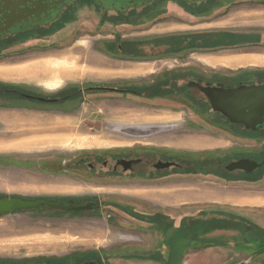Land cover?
I'll return each mask as SVG.
<instances>
[{
  "label": "rangeland",
  "instance_id": "rangeland-1",
  "mask_svg": "<svg viewBox=\"0 0 264 264\" xmlns=\"http://www.w3.org/2000/svg\"><path fill=\"white\" fill-rule=\"evenodd\" d=\"M73 5L67 9L74 7L76 15L65 18L63 27L51 28L53 33L46 37L26 34L0 41V83L53 95L73 83L84 88L86 82L111 85L125 79V85L135 84L131 88L142 94H87L74 104L63 105L12 97L19 103L0 108V197L98 204L93 211L40 206L0 214V261L55 257L57 261L75 258L97 264H166L168 245H173L176 255L170 264H264V195H216L230 189L264 191V181L229 183L211 175L185 173L190 169L152 172L140 180L121 173V169L119 176L113 177L101 163L89 171L78 162L80 157L93 160L97 155L114 163L115 157L128 155L142 158L137 170L158 158H183L191 160L196 167H191L193 172H199L209 164L202 162L203 158L220 155L221 162L229 160L227 149L237 139L227 133L223 120L210 119L201 95L183 85L192 75L226 81L239 73L235 71L238 68L225 65L211 67L203 61L209 56L203 55L218 51L221 56L264 53V25L245 23L264 17V12L235 15L244 10L262 11L264 2L236 0L226 13L221 10L227 14L218 24L221 30H235L241 36L236 42L240 45L228 47L229 41L222 40L217 51L183 50L189 43L175 45L171 39L161 40L162 47L150 46L156 37L196 31L199 25L189 29L165 23L163 18L165 21L159 23L143 19L124 27V33L138 29L133 41L141 43L143 52L135 53L134 59L130 53L120 54L118 41L111 36L112 27L100 22L97 8L93 11L94 6ZM235 18L237 24H229ZM245 33H249L247 40ZM251 41L256 44L250 48L247 43ZM70 55L79 57L78 66L85 68L84 73H68ZM61 65L65 67L61 70L75 76L53 79L40 75L46 68ZM244 68L262 70L264 64ZM211 71L219 75H211ZM151 81L154 83L149 86ZM162 85L171 86L164 91ZM60 105L68 109L62 110ZM13 133H24L22 139L14 141L17 143L38 138L44 141L12 145ZM244 197H255L259 202ZM122 209L131 210L133 217Z\"/></svg>",
  "mask_w": 264,
  "mask_h": 264
},
{
  "label": "flooded vegetation",
  "instance_id": "flooded-vegetation-1",
  "mask_svg": "<svg viewBox=\"0 0 264 264\" xmlns=\"http://www.w3.org/2000/svg\"><path fill=\"white\" fill-rule=\"evenodd\" d=\"M11 2V0H6ZM244 1V0H240ZM246 1V0H245ZM255 1V0H252ZM236 0H70L66 2L60 8V11L56 12V18L50 17L48 21L41 24H34L27 29H23L22 26H17L14 29H9V32H3L5 35L0 36V41L5 40H16L23 38L26 34H36L34 37L43 38L46 37L53 32L50 31L51 28H55L59 26L60 28L63 27L66 18H71L76 15L77 11H74V7L72 9H67L72 4L75 7H92L94 6V10L101 12L100 13V22L112 27L113 40L118 41V51L121 55L129 56V53L133 55L132 59L136 58L134 56L135 53L138 51H142V45L140 42H135L134 37L138 35L135 30H138L137 27H133L132 31L128 33H124V27L127 26H134L139 24L140 22L153 20L157 23L163 22L166 20L165 23H170L173 25H187L189 29H196L195 25H199L196 31H190L188 33H170L169 35H163L162 37H156L152 43H150L151 48L162 47L164 45L161 44V40L171 39L173 37L178 36L179 34L183 35L180 36L184 41V44L189 43L186 48L183 50H201L205 51L209 50H221V42L222 40H228L230 47L240 45V43H236L237 39L240 40V36L234 30H221L218 24L224 21L227 18V14L225 15V11H228L229 8L235 4ZM256 2H264V0H256ZM73 5V6H74ZM98 8L100 10H98ZM45 10L46 7H44ZM224 10L223 14L220 13L221 10ZM65 10H68L66 12ZM231 13V11H229ZM162 17V15H164ZM168 15V16H167ZM165 18V20H163ZM168 19V20H167ZM118 24H115L116 22ZM62 24V25H61ZM202 29V30H201ZM48 30V31H47ZM241 32V31H239ZM7 33V34H6ZM249 33H245V40L249 37ZM239 36V38H238ZM133 37V38H132ZM244 41V40H243ZM241 42V41H240ZM194 44V45H193ZM196 44V45H195ZM199 44V45H198ZM247 44L254 47L256 44L255 41L248 42ZM166 45V44H165ZM243 45V44H241ZM129 47L132 51H129ZM239 49V48H238ZM241 49V48H240ZM236 50V49H234ZM233 51V50H230ZM143 52V51H142ZM255 52V51H254ZM247 53V52H242ZM214 55H221L220 51L212 52L208 55L203 56H214ZM211 67H216L215 65H210ZM247 68H238L235 70L236 72H240L242 70H246ZM264 70V69H262ZM262 70H254L252 69L249 75L242 76V75H232L228 78V80L223 81L217 77H200L196 75H192L187 83L183 86L187 88V90H196L201 95V103L208 106V112L211 113L210 119H221L223 123L227 127V133L234 138L237 139V142L234 144H230L228 147V156L230 157L229 160L226 162H221L219 160L220 155H215L212 157H206L201 159V161H206L209 164L204 168L202 166V170L206 169V173H203L202 170L199 172H193L191 167H194L191 160L177 158H158L152 160L148 165L140 167L139 169H135V167L141 165L142 158L140 157H131L128 155H123L120 157H115L114 163L107 159H104L101 156L94 155L93 160L88 156L80 157L78 162L86 165V168L89 171L96 170V164L101 163V168H106L109 172V175L116 177L120 174V169L122 170L121 173H130L133 174L136 178L142 180L147 179L150 177L152 172H167V171H175L177 173H181L190 169V172H185L188 174H204V175H211L216 179L223 180L226 182H245V183H256L258 181H264V122L258 123L252 129H247L242 124H236L230 122L223 114L218 111H214L210 105L209 100L205 96V94L199 89V87L195 85L189 86L190 82H194L199 84L202 87H222V88H236L241 85L251 86V85H262L264 84V75H258L257 73ZM203 74L202 72H200ZM211 75H219L218 73H214L211 71ZM220 77V76H219ZM128 78H131L129 76ZM154 81H151L149 84L152 85ZM83 83L80 85L82 86ZM79 85L76 83L70 84L68 86H64L60 88L58 91L53 93V95H46L38 90H27L22 87H13L8 86L5 84L0 83V108L2 109H9L14 103H19V101H13L16 99H12V97H16L17 100L25 99L29 101H34L40 104H74L76 99H80L81 95L87 94H95V93H109V94H131L140 96L141 91L134 90L131 86H136L135 84L125 85L124 80H118L116 84H105L100 85L96 83H85L84 88H79ZM171 85H162L161 89L165 91V89H169ZM149 89H146L145 92H148ZM147 95V94H145ZM19 98V99H18ZM11 105V106H10ZM60 105V107H62ZM62 110H67L66 106L61 108ZM59 111L62 114L66 112ZM206 115V114H205ZM208 118V117H207ZM240 141V142H238ZM233 152H242L241 154L231 155ZM116 155V154H112ZM233 156V157H231ZM85 158H90L91 160L85 162ZM241 159H247L250 161H255L260 163V166L254 168L253 170L249 171L245 169H238L232 168L228 169L227 167L234 162H237ZM100 160V162H99ZM199 162L198 159H196ZM186 161H190L189 164ZM159 162H170L173 163L168 167H160ZM158 165V166H157ZM198 165V164H196ZM201 167V166H200ZM193 169H196L194 167ZM247 169V168H246ZM108 175V176H109ZM219 193L221 191L219 190ZM216 195H239V196H246V195H264V191H257V190H248V189H241L233 191L230 190H223L222 194ZM85 204H91V208L84 210V211H93L98 204L95 202H88ZM81 204V205H85ZM83 211V210H78ZM74 211V212H78ZM122 212L126 215H130L133 217V212L131 210L122 209ZM219 217H222L220 213H218ZM231 215V213H229ZM55 257H49L45 260L41 261H0V264H97V261H85V260H78V259H63V260H54ZM164 261L168 260L167 257H164ZM170 261V260H169Z\"/></svg>",
  "mask_w": 264,
  "mask_h": 264
},
{
  "label": "water",
  "instance_id": "water-1",
  "mask_svg": "<svg viewBox=\"0 0 264 264\" xmlns=\"http://www.w3.org/2000/svg\"><path fill=\"white\" fill-rule=\"evenodd\" d=\"M68 1L70 0H11V2L0 0V36L5 35L3 32L8 33L9 29L17 26L27 29L36 23L48 21L50 17L56 18V12H59L62 5ZM44 7L48 9L45 10ZM188 85L199 87L209 100L212 109L223 114L230 122L242 124L247 129H252L256 124L264 122V84L241 85L228 89L202 87L194 82ZM158 164L160 167H168L173 163L159 162ZM258 166L260 163L241 159L231 163L227 168L245 169L249 172ZM40 206L63 211H78L90 209L92 205H65L43 199L24 200L19 197H0V214Z\"/></svg>",
  "mask_w": 264,
  "mask_h": 264
},
{
  "label": "crops",
  "instance_id": "crops-1",
  "mask_svg": "<svg viewBox=\"0 0 264 264\" xmlns=\"http://www.w3.org/2000/svg\"><path fill=\"white\" fill-rule=\"evenodd\" d=\"M264 10L259 11L257 9H251V10H244V11H238L235 15L237 17V15H240L242 13L245 14H250V15H257L258 13H263ZM262 20V21H259ZM235 21L233 24H237V20L236 18L234 20H229V24L231 22ZM246 24L249 25H257V24H262L264 25V17H261L260 19L258 18H254L252 19V21L248 22L245 21ZM208 62L209 64H216V65H225L228 67H232V68H244V67H249V66H257V65H262L264 64V53H260V52H247V53H230L228 55H214V56H209L206 59H203V61ZM204 61V62H205ZM230 197H233V195H231ZM243 196H239V195H234V198H240ZM245 200H257L255 197H249V198H245ZM259 202V200H257ZM251 203H241V205H250ZM254 204H262V202L260 203H254Z\"/></svg>",
  "mask_w": 264,
  "mask_h": 264
},
{
  "label": "bare ground",
  "instance_id": "bare-ground-1",
  "mask_svg": "<svg viewBox=\"0 0 264 264\" xmlns=\"http://www.w3.org/2000/svg\"><path fill=\"white\" fill-rule=\"evenodd\" d=\"M67 59L69 61V62L67 61L68 62L67 65H69L71 67V69H69L70 71L69 70H65V72H64V70H61V69L62 68H65V67H63V65H61L60 67L57 66V67H54V68H46V70L45 71H42V74H40V75L42 77H46V78H53V79L59 78L60 79L61 77L66 76V74L67 75H71V76H75L74 75L75 73L74 74H68V73H71V72H74V71H79L81 73H84L85 72V68H80L78 66L79 57H77V56L73 57L72 55H70V56H68ZM95 59H96L95 62L101 63L100 59H98V58H95ZM91 61L93 62V60H91ZM66 71H69V72L66 73ZM23 135H24V133H13L12 136H11L13 138L11 140L12 142H9V143H11L12 145L18 144V146H19V145H22V143L23 144H27V145L28 144L31 145V144H37V143H40V142H43L44 141V140L38 138V139H35L33 141L28 139V140H25V141L20 140L21 142H18V143L17 142H14L16 139L17 140L22 139L23 138ZM50 140L52 142L57 141L56 138H51Z\"/></svg>",
  "mask_w": 264,
  "mask_h": 264
},
{
  "label": "trees",
  "instance_id": "trees-1",
  "mask_svg": "<svg viewBox=\"0 0 264 264\" xmlns=\"http://www.w3.org/2000/svg\"><path fill=\"white\" fill-rule=\"evenodd\" d=\"M171 43L172 44H175V45H178V44H180L182 41H184L181 37H173V38H171ZM251 72L250 71H240L239 73H238V75H242V76H247V75H249ZM258 75H264V71H260V72H258L257 73ZM215 222V221H214ZM205 242V241H204ZM169 246V248H170V251L168 252V254H167V258H168V260H166L165 261V263L166 264H170L169 262V260H172V259H174L175 258V255H176V252H175V250H174V247H173V245H168Z\"/></svg>",
  "mask_w": 264,
  "mask_h": 264
}]
</instances>
